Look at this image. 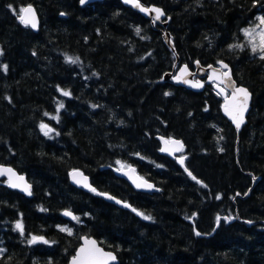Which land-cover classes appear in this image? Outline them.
Returning <instances> with one entry per match:
<instances>
[{
	"label": "trees",
	"instance_id": "obj_1",
	"mask_svg": "<svg viewBox=\"0 0 264 264\" xmlns=\"http://www.w3.org/2000/svg\"><path fill=\"white\" fill-rule=\"evenodd\" d=\"M141 1L166 11L179 67L231 66L253 93L247 123L223 115L213 85L164 82L176 64L165 28L121 0H0V165L33 185L29 198L0 183V264H68L84 235L118 264H264V59L243 33L264 0ZM31 4L38 31L20 19ZM162 137L184 142L185 166ZM129 166L160 190L133 189L118 175ZM77 169L95 191L72 185Z\"/></svg>",
	"mask_w": 264,
	"mask_h": 264
},
{
	"label": "water",
	"instance_id": "obj_2",
	"mask_svg": "<svg viewBox=\"0 0 264 264\" xmlns=\"http://www.w3.org/2000/svg\"><path fill=\"white\" fill-rule=\"evenodd\" d=\"M99 1H103V0H83V2H82V0H80V3L82 6H86V5H90V4L99 2ZM121 2L126 7H130L132 9L138 11L146 19L151 20L153 25L158 24V25H161L165 28V32L163 35L164 42L174 52L175 57H176V64H175V68L172 71H169V72L164 74L163 81L168 82L172 85L181 86V87H184V88H187L189 90L196 91V92H203L206 88V85H214V89L217 91V93L220 94V96L224 100L223 107H222L223 115L228 120H230L232 122L233 126L237 130H241L245 126V124L247 123V117H248V115L251 111L252 105H253V93L246 86L238 84V82L235 80V78L233 76L231 66L227 62L221 61V62H219L218 65H214V64L203 65L200 62H196L194 70L191 69L190 66L186 63L182 64L179 67L180 57L177 54V51L175 49L173 37H172L170 31L168 30L169 19H167L166 11L161 6L147 5V4H144L141 0H121ZM137 3L139 4V6H137ZM27 8H31L34 11V13H35L34 22H35L36 26L32 27L31 23L26 24L21 19V17H24L25 19L31 20V16H32L31 13H24L21 11L20 19L25 25L30 27L32 30L38 31L40 28L41 22H40V17H39V14L37 12V9L32 4L25 6L23 9H27ZM141 8H146L149 11H147V12L142 11ZM152 9H160L163 12V15L160 17L159 20L155 19L156 13L154 11H151ZM222 65H227V68H223ZM185 68H187L188 74L185 75L181 80H178L177 77L181 76V73ZM213 72L216 73L215 79L213 78ZM222 72H228V74L230 76V82L227 78L221 76ZM185 79L187 81H189V83H184L183 80H185ZM196 83H199L202 86L193 87V84H196ZM230 83H231V86H230ZM237 88L246 89L247 93L249 94L247 97V108L243 112V123H241L239 128H237L234 120L225 111V105L226 104L235 105L238 108L239 105L241 104V102L244 100L243 96L238 95L237 99L235 101H233V92H234V89H237ZM161 140H162V153L169 156L170 158L177 159V161L181 165L185 166L186 159L184 156H180L185 149L184 142L178 138L167 139V138L162 137ZM165 141H176L178 143L166 144ZM181 146H182V150H177L178 148H181ZM181 161H183V163H181ZM3 169H11V172L15 174L14 176L8 172H3L2 174H0L1 177L5 178L7 180V184L9 186V188L16 190V191L20 192L21 194L31 198L33 195V191H32L33 185L29 181L27 175L20 173L12 165H9V164H1L0 170H3ZM74 173H77L78 175L74 176L73 175ZM118 175L120 177L124 178L125 180H127L129 182V184L133 187V189H135L136 191L144 192V193H153V192H157L160 190L152 181H149L148 179L143 177L135 166L122 167L120 170H118ZM19 177H22L23 179L22 180L17 179ZM69 179H70V182L72 183V185L77 187V188H80V189L85 190V191H93L92 189L95 190V187L91 183L90 177L88 175H86L81 170L77 169V170L71 171L69 174ZM257 182H258V179L256 178L254 180L253 186H255L257 184ZM12 184H18L20 186L19 187H12L11 186ZM24 185L30 186V189H29L31 192L30 195L28 194V192L23 190ZM138 185H140V186H138ZM148 185H151V187H148ZM249 194H250V190L247 193V195H249ZM100 195L105 200L109 201L110 203L115 204L116 206H118L120 208L127 209V210L133 209V206L130 203H128V202H126V201H124V200H122V199H120V198H118V197H116L110 193L102 192V193H100ZM125 205H127V206H125ZM66 212H70L71 215H65ZM63 216L69 220H75V219H73V217H76V214L72 210L66 209L63 212ZM242 222L249 225V226H252L254 224V222L249 221V220H243ZM43 240H44L43 237H39L36 239V242H42ZM86 242H95V247L99 248L103 253H110L111 255L115 256V260L114 261L110 260L107 262V264H118L119 263L117 254L115 252L105 249L95 237H88V236L84 235L81 238V244L77 248L74 256L71 257L68 264H73V261L78 256L81 255L80 250L82 248H88V249L92 250V245L90 243H86Z\"/></svg>",
	"mask_w": 264,
	"mask_h": 264
},
{
	"label": "snow or ice",
	"instance_id": "obj_3",
	"mask_svg": "<svg viewBox=\"0 0 264 264\" xmlns=\"http://www.w3.org/2000/svg\"><path fill=\"white\" fill-rule=\"evenodd\" d=\"M83 2V0H82ZM137 6H139V4L137 3ZM142 11H149L146 8H141ZM24 13H31V20L29 19H25L24 17H21L22 21L24 23H31L32 27H35V13L31 8H27V9H22L21 10ZM151 11H154L156 13L155 19L159 20L160 17L163 15V12L160 9H152ZM261 24L264 25V18L261 19ZM139 31V30H137ZM249 34V33H246ZM261 52H264V32H262L260 34V49ZM253 51H256V48H253ZM262 59H264V56H261ZM70 62L72 63H76L77 61L75 60H70ZM223 68H227V65H222ZM188 74L187 68H185L182 73L181 76L177 77L178 80H181L185 75ZM222 77H225L229 80L230 82V76L228 74V72H222L221 73ZM213 78H216V73L213 72ZM184 83H189V81H187L186 79L183 80ZM223 82V81H222ZM202 85H200L199 83L193 84V87H200ZM231 86V83H230ZM65 95H68V93H64ZM243 96L244 100L241 102V104L239 105V107L237 108L235 105H229L226 104L225 105V111L227 112V114L229 116H231V118L234 120V122L236 123L237 128L240 127L241 123H243V112L246 110L247 108V97H248V93L246 89L243 88H237L234 89L233 92V101H235L237 99V96ZM42 128H46L45 125H41ZM47 134V132L45 133ZM166 144L168 143H178L176 141H165ZM177 150H182V146L181 148H178ZM181 163H183V161H181ZM3 172H8L11 173V175H15L14 173L11 172V169H3L0 170V174H2ZM74 176L78 175L77 173L73 174ZM189 175H191V173H189ZM19 180H22V177L17 178ZM193 179H195V177H193ZM12 187H19L20 185L18 184H12ZM87 186V185H86ZM140 186V185H138ZM148 187H151V185H148ZM30 186L29 185H24L23 186V190L28 192V194L30 195ZM93 191H95L94 189H92ZM127 206V205H125ZM65 215H71L70 212H66ZM142 215V214H141ZM73 219H78L77 217H73ZM144 219H150V217L145 216ZM17 229H19L21 232H23V226L22 224H17L16 225ZM71 234V233H69ZM197 235H199V233H197ZM36 237H33L31 242H36ZM46 242V241H45ZM86 243H90L92 245V250L88 249V248H82L80 250L81 255L78 256L74 261L73 264H107L108 261H114L115 260V256L111 255L110 253H103L99 248L95 247V242H86Z\"/></svg>",
	"mask_w": 264,
	"mask_h": 264
},
{
	"label": "rangeland",
	"instance_id": "obj_4",
	"mask_svg": "<svg viewBox=\"0 0 264 264\" xmlns=\"http://www.w3.org/2000/svg\"><path fill=\"white\" fill-rule=\"evenodd\" d=\"M262 18H264V12H260L255 22L251 26L246 27L243 30L244 39L246 41V46L251 48L252 51H253V48L255 47L256 51H253V52L258 54L259 56H264V52H261L259 50L260 49V34L264 32V25L261 24ZM246 33H249V34H246ZM242 43H244V41ZM242 43H238V45ZM45 124H46L45 132H47V134H51L53 132L52 126H50L47 123Z\"/></svg>",
	"mask_w": 264,
	"mask_h": 264
},
{
	"label": "flooded vegetation",
	"instance_id": "obj_5",
	"mask_svg": "<svg viewBox=\"0 0 264 264\" xmlns=\"http://www.w3.org/2000/svg\"><path fill=\"white\" fill-rule=\"evenodd\" d=\"M262 12H264V8H263ZM0 181H1V182L6 181V183H7V180H5V178H3V177H1V176H0ZM1 182H0V183H1Z\"/></svg>",
	"mask_w": 264,
	"mask_h": 264
},
{
	"label": "bare ground",
	"instance_id": "obj_6",
	"mask_svg": "<svg viewBox=\"0 0 264 264\" xmlns=\"http://www.w3.org/2000/svg\"><path fill=\"white\" fill-rule=\"evenodd\" d=\"M24 8V7H23ZM21 16V15H20Z\"/></svg>",
	"mask_w": 264,
	"mask_h": 264
}]
</instances>
